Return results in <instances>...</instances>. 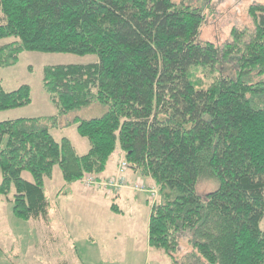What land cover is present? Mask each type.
<instances>
[{
  "label": "trees",
  "instance_id": "16d2710c",
  "mask_svg": "<svg viewBox=\"0 0 264 264\" xmlns=\"http://www.w3.org/2000/svg\"><path fill=\"white\" fill-rule=\"evenodd\" d=\"M0 11V40H14L0 45L2 68L24 52L99 58L44 68L57 115L0 123V198L15 190L17 218L49 222L56 167L67 184L101 181L116 155L157 188L152 249L186 264L174 257L186 237L197 264H264L263 5L249 9L253 31L232 30L223 48L199 43L202 12L172 0H0ZM32 103L30 86L0 82V112ZM94 103L107 108L100 118L65 124L88 139L81 156L52 130ZM202 177L218 182L205 199Z\"/></svg>",
  "mask_w": 264,
  "mask_h": 264
},
{
  "label": "rangeland",
  "instance_id": "374dc122",
  "mask_svg": "<svg viewBox=\"0 0 264 264\" xmlns=\"http://www.w3.org/2000/svg\"><path fill=\"white\" fill-rule=\"evenodd\" d=\"M172 1L176 5L184 4L200 10L204 22L198 42L212 43L219 48L231 42L232 30L253 31L254 23L249 9L252 6H264V0ZM2 17L0 11V18ZM12 41L14 40H0V45ZM98 61L97 55L22 53L15 66L0 67V82L8 92L23 85L30 86L33 103L22 109L0 112V123L20 118L57 115L56 107L50 102L43 88L44 68L89 65ZM203 75V72H199L197 78L203 79ZM262 78L264 77L254 73V82L261 81ZM106 111L107 108L98 103L77 110L64 117L62 126L53 129L52 135L57 141L62 138L70 139L78 154L86 155L90 150L88 139L80 136L77 126L65 124L75 120L100 118ZM115 160L116 155L108 162L106 176L111 175ZM128 173V180L131 179V183H128L130 188L123 189L120 197L119 193L107 197L103 192L113 190L112 188L103 185L87 188L83 181L88 177L67 184L60 168L56 167L52 178L46 180V194L51 204L49 222L17 218L13 213L15 190L12 189L8 197L0 198V264H173L171 256L149 246L151 204L158 200L159 195L153 199L147 191L132 187L142 184L147 190L157 188L148 185L149 179L140 175L139 180L132 179L131 171ZM23 178L33 181L28 172L23 173ZM94 178L99 182L109 180L100 181ZM2 180L0 172V184ZM217 189L218 182L208 177H202L197 185V192L203 199ZM113 204L122 212L113 211ZM193 255L195 256V251L184 237L180 250L174 257L186 264H197Z\"/></svg>",
  "mask_w": 264,
  "mask_h": 264
},
{
  "label": "built area",
  "instance_id": "2783aa9c",
  "mask_svg": "<svg viewBox=\"0 0 264 264\" xmlns=\"http://www.w3.org/2000/svg\"><path fill=\"white\" fill-rule=\"evenodd\" d=\"M128 170V164L125 161H122L119 165L118 174L114 178H111L105 182H99L94 177H88L83 182L87 188H92L94 186L101 187L103 185V187H109L112 189L119 190L127 186ZM136 189L140 191H147L153 199H156L158 197V191L156 189L147 190L142 184H137Z\"/></svg>",
  "mask_w": 264,
  "mask_h": 264
},
{
  "label": "crops",
  "instance_id": "0c3cea01",
  "mask_svg": "<svg viewBox=\"0 0 264 264\" xmlns=\"http://www.w3.org/2000/svg\"><path fill=\"white\" fill-rule=\"evenodd\" d=\"M121 161H122V158H120V157H116V160H115V162H114V167H113V170L111 171L112 173H111V175H109V176H106L105 175V173L103 174V176H102V180H108V179H111V178H113V177H115V176H117V174H118V167H119V164L121 163ZM129 171V170H128ZM128 173V172H127ZM129 174V173H128ZM127 174V186L126 187H124V188H122V189H119V190H116V189H113V190H103V189H101V190H103L104 192L103 193H105V195L107 196V197H109L110 195L111 196H114V195H117L118 193H119V197L121 196V191L123 190V189H127V188H130L129 187V185H128V183H131L130 181H131V179L130 180H128L129 178H128V175ZM130 178H132V179H135V178H137V180H139L140 178H139V175L137 174V173H134V172H132L131 171V173H130ZM149 181V183H148V185H150L151 186V188H155V185H154V182L151 180V179H149L148 180ZM135 183V182H134ZM138 183V182H137ZM136 183V184H137ZM83 185V184H82ZM84 186V185H83ZM133 189H136L135 188V186H133L132 187ZM97 190H99V189H97ZM118 197V198H119ZM114 206H116V204H113ZM113 205H112V207H113ZM111 207V208H112ZM118 210V212H122L121 211V209H117Z\"/></svg>",
  "mask_w": 264,
  "mask_h": 264
}]
</instances>
